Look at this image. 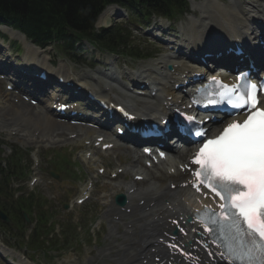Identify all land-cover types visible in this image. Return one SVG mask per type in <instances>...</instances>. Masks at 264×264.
Segmentation results:
<instances>
[{
    "label": "rangeland",
    "instance_id": "obj_1",
    "mask_svg": "<svg viewBox=\"0 0 264 264\" xmlns=\"http://www.w3.org/2000/svg\"><path fill=\"white\" fill-rule=\"evenodd\" d=\"M262 1L190 0L189 14L184 15L176 21L169 22L166 20L164 22L160 19H152L149 23L146 22L147 19L134 13L109 20L110 24L108 26L116 24L128 34L131 31L133 44L139 45L138 49L141 55L153 54V59H123L111 55L106 51H102L99 48H95L88 43H84L80 49V53H77V56L70 54L69 51L67 52L65 49H62L56 43L44 49L45 52L40 56V59L46 58L45 61L54 70L59 69L63 65H67L72 69L74 74L84 77L89 82L92 81L91 79L94 75H97L100 78L97 86H103L108 80L107 76L113 78L124 76L126 80L120 81V83L127 84L128 74L133 75L134 72L126 69L125 64L139 69L146 65H152L161 58L160 44L156 43L149 35V33H152L156 29L155 24H158L157 26L163 25V28L168 34L176 38L177 42H182L187 39L186 33L190 31L189 28L192 25L200 26L203 23V25L210 27L209 24L211 23V19L215 17L217 8L218 10L221 8H229L228 10H232L233 8L231 6H234L238 12L237 14L240 18H243V12H246L253 5H263L264 3ZM142 19L144 22L143 30H136L137 27L130 29V26L134 25L136 20ZM213 20H218V17ZM1 26L0 49H2V52H0V59L2 58L8 64L14 61L23 64L26 53V49L24 50L25 47H22V42L19 39L10 38V35L8 36L5 29ZM101 26L104 25L98 22L96 23L97 28ZM3 39H5V44L2 43L3 46H1ZM5 84V81L0 80V107L5 105V94H3V92H6ZM5 115H8V113ZM5 115H1L0 113V141L3 142L2 147L5 149V155H9L11 149H20L24 154L23 164L25 166L28 164L26 169L27 173L22 176V180L17 185L15 184V186L20 187L22 193L27 192L28 194L32 190H36V193L40 194V202L42 204L33 210V215L36 216L41 208L50 213L51 226L53 224L55 226L58 225L54 230H50V236L48 234L51 243L53 240L65 241L66 236L63 234L64 231L68 227L72 229V235L69 237L66 246L62 247V249L56 247L54 249L56 251H49L50 255L47 257L41 252H34L28 244L29 236L36 222L22 228L20 232L18 231V243L16 240L11 239V234L16 237L14 235L16 230L14 232L0 230V234L2 235L0 236L1 239L3 238L4 240L3 235L6 238L5 245L12 246L11 248L7 246L9 253H7L6 257L12 258L13 256L16 262H18L20 256L25 255L26 258L24 261L28 264H128L134 258L132 251L126 250V248L129 249V247H126L128 241L120 235L119 228H117L116 232L111 230L109 215L105 216V209L113 204L115 195L120 193V187L115 183L116 180L112 181L107 177L99 175L97 167L103 164L111 171L117 165L131 161V153L119 149H113L112 153L106 152L105 154L97 151V155H100V162L96 160V164H92L91 162L84 163L83 159L88 149L83 146L81 149V144L78 142L72 143L71 146L65 142L52 143L50 147H47L50 149L47 151L46 147L42 146L44 143H41L40 138L36 139L38 141H31L32 132L36 129V126L31 127L30 124L27 125V122L18 121L17 125L12 127L11 123H14L16 119L10 115ZM35 151H38L37 155L41 161L39 168L36 170L31 168L32 154ZM57 152H61V155H63L58 159V164L64 167L68 166V169L61 167L64 170H61L62 176H67L66 181L63 179L56 180L49 176L50 170H55L59 167L57 161L54 163ZM67 158L72 162L71 164L68 163ZM33 177H36L38 182L34 186H31L30 180ZM125 178H129V176L126 175ZM90 181L94 184L91 198L81 206H75L69 210L65 209L64 206L74 202ZM22 193L17 191L13 197L16 198L17 195L21 196ZM47 226L50 227V224ZM21 233L24 234V237ZM7 258L0 257V264H10ZM30 258L33 261L29 260Z\"/></svg>",
    "mask_w": 264,
    "mask_h": 264
},
{
    "label": "snow or ice",
    "instance_id": "obj_2",
    "mask_svg": "<svg viewBox=\"0 0 264 264\" xmlns=\"http://www.w3.org/2000/svg\"><path fill=\"white\" fill-rule=\"evenodd\" d=\"M221 88L228 91H220L219 98L207 104L246 109V116L232 119L211 138L207 129L195 132L203 143L191 160L196 166L191 185L197 191L209 189L222 201L219 212L205 206L198 219L207 233L216 235L212 243L223 249L219 255L228 264H264V107L258 106L264 85L245 79L242 85Z\"/></svg>",
    "mask_w": 264,
    "mask_h": 264
},
{
    "label": "bare ground",
    "instance_id": "obj_3",
    "mask_svg": "<svg viewBox=\"0 0 264 264\" xmlns=\"http://www.w3.org/2000/svg\"><path fill=\"white\" fill-rule=\"evenodd\" d=\"M214 7H215V5H214ZM231 7L233 8L232 10H228L229 8L228 9L227 8L226 9L221 8L220 10H218V8L217 9L215 8L216 12H215V17L213 19H217V17H218V20L211 19V23L213 26H216V31H212L211 30L212 28H210L208 31H205V30L203 31V29L196 27V25H192L189 28L190 31L187 32V36H188V40L190 41L189 43H191L193 45V47L189 46V48L191 50L188 53L189 59H196V60L200 61L199 58H195V54H203L204 52H207L209 48L213 49L214 47L218 48L220 46L223 47L227 44H230V41L232 40L231 37H234V38L237 37L238 38L237 40L241 41L242 43L244 42L246 46H249L246 42L247 41L246 38L250 37V31L252 30V26L251 27L248 26L249 23L246 21V17L243 20L240 19L239 18L240 16L237 14L238 12L236 11V8H234V6H231ZM121 12H124V10H120L119 8H108L107 10H105L101 14L98 23L105 25L108 23L109 18H115V17H117L116 15H119ZM248 17H250V15ZM1 27L3 29H5V32L8 35H10V38H14L16 40L19 39L22 42L21 43L22 46L24 45L23 47H25L24 49H26V53H25V57L23 59V62L25 64H28V65H32V64L36 65L37 64L42 69H44L46 67L45 66L47 64V62L45 61L46 58H44V59L41 58V60L39 59V55L41 56L45 52V50H42L39 47L32 44L30 41L27 40V38L22 33L18 32L17 30H15L9 26H1ZM183 45L186 46L187 45L186 42H183ZM253 46H256L254 42H253ZM256 50H257V48H256ZM249 52L252 53L253 55H255L253 50H250ZM42 57H45V56H42ZM170 61H173V60H168L167 62H170ZM163 63H165V61H163ZM0 66L3 67L1 60H0ZM189 66H191V65L181 63L178 65L177 69L175 68V71L176 70L177 71H184L185 69H187L188 72L193 71L191 69V67H189ZM48 70H47L48 75H46V76L51 77V76H49ZM14 72L16 73L15 75L18 79V83H16L18 88H15V91H13V92H7V93L3 92V94H5V97H4L5 105L3 108L0 107L1 115H5L8 113V115H5V116L10 115L16 119V121L14 123H12L11 126L16 125V123L18 121L27 122V125L30 124L31 127L36 126V129L32 132V134L39 131L40 132L39 135L43 138V137L49 135V133H50L51 137H52V138H50V140L52 139L53 141H58V139H60V138L64 139L65 141H69L71 139L69 137L71 134H76L74 137V140H76V139L92 140V134L94 135V133L91 130H84L83 127H81V126H72V125H69L67 123L59 122L56 119L55 115L49 109H47V108H50V106H52V100L47 101L48 102L47 108L45 107L46 104L45 105L41 104V106H39V107L32 108V105H30L29 103H26L21 98V93L22 92L24 93V88L27 87V86H25L26 80L31 81V79L24 72L18 71V73H17L16 69H14ZM55 74L65 76V77H67V79L70 78L72 75L71 70L67 65H63L61 68H59L55 72ZM160 74H161V79L165 78L164 73H160ZM158 75H159V73H158ZM157 76H155L154 78H156ZM169 78H170V76H169ZM76 80L81 85L82 84L87 85V83L83 80V77H80V76L76 77ZM110 80L112 81V78ZM134 80H135V82L137 81L136 79H134ZM165 85H167V84H165ZM33 87H35V86L33 85ZM91 87H92V89H96V84L92 83ZM32 90H35V89L33 88ZM118 90L122 91V89H120V88H118ZM16 91H18V93H16ZM96 91L98 93H100V95H102L101 94L102 92H100L98 90H96ZM161 91H162V94H164V97L162 100H160L159 103H157L155 100L151 101V100H153V98L152 99H146L143 101H138L140 104V107H137L135 105V102H133V100H131L129 97H127L126 100L128 102V106L132 109H136L138 112H141V113H143V112L146 113L147 111H149V109H152L149 112L155 113V112H159L163 109L168 108L169 100H168V98H166L167 96L172 95L173 96V98H172L173 102H177V100L180 98L178 96V93L171 90L170 88L168 89L166 86L162 87ZM108 94L109 93H103V96H106ZM103 96H100V97L103 98ZM12 97L13 98L18 97L21 101L20 105L15 104V102L13 100H11ZM46 100L47 99H45V101ZM33 110H34V112H32ZM112 121L114 122L115 120H112ZM105 122L108 124L107 120H105ZM99 123H100V121H99ZM60 130H65V133L62 134L60 132V135L55 134V137H53V132H57ZM81 131H85V132H81ZM171 150L175 151L179 157L186 155L184 153L182 154L181 152H178L177 151L178 149H176L175 147ZM168 163H170L168 165V169H165V170L161 169L160 171H156L155 174L153 173L152 177L154 178L153 180L155 181L154 185H149L146 183L145 185L140 186L136 181H131L128 185H125L129 190L132 188H136V191L134 194H129V198L132 200L134 196L140 197V199H144L146 197H157L160 194V192H163V193L170 192V189H167V186H166L168 181L173 182V183L184 182L185 178L187 176V173L182 172V170L179 168L180 164H183L182 159L172 158L168 161ZM176 164L178 166H176ZM138 165H139V163H138ZM174 166H176V168L173 170ZM130 167L131 166H127L126 168L129 169ZM131 168H134L137 170V171L134 170V175L141 174L144 176V178L149 177L148 180L152 179L151 173L154 169H151L150 173H149V169L144 168V167H138V166L133 165V167H131ZM127 169H125V170H127ZM171 171H173V172H171ZM172 194L175 195V201L179 205H180V203L181 204L183 203V206H185V202L187 201V203H186L187 206L192 205L193 208H195L197 206L195 204L196 203V196L192 195L191 192L187 188H185V189H183L181 187L177 188L176 191ZM171 212L172 211H168L167 209L164 210V213H171ZM138 223L139 222L137 221V224ZM131 224H134V223H131ZM112 227H113L112 228L113 230L116 229V227H114V226H112ZM143 227H144V225H143ZM143 227L139 233L140 240L138 241L137 236L134 235L132 238V242L135 243V245H137L139 242H142L143 246L145 248H147L149 246L150 241L154 240L157 237L158 228H156V226H154L153 230L151 232H149V231L145 230V228L143 229ZM18 264H23V263L19 262Z\"/></svg>",
    "mask_w": 264,
    "mask_h": 264
},
{
    "label": "trees",
    "instance_id": "obj_4",
    "mask_svg": "<svg viewBox=\"0 0 264 264\" xmlns=\"http://www.w3.org/2000/svg\"><path fill=\"white\" fill-rule=\"evenodd\" d=\"M112 3L127 6L131 10L139 9L149 15L155 13L169 17L183 14L188 6L187 0H0V22L21 30L42 47L53 41H64L66 47L73 48L75 41L88 38L110 50L128 48V41L119 28L97 32L94 27L104 7ZM2 151L0 145V206L17 224H21L24 220L19 219L17 213L27 205L30 208L31 202L27 199L15 201L13 211L1 201V197L11 178L16 176L17 168L19 173L23 171L19 168L20 160L16 159L15 154L6 162V167L3 166Z\"/></svg>",
    "mask_w": 264,
    "mask_h": 264
},
{
    "label": "water",
    "instance_id": "obj_5",
    "mask_svg": "<svg viewBox=\"0 0 264 264\" xmlns=\"http://www.w3.org/2000/svg\"><path fill=\"white\" fill-rule=\"evenodd\" d=\"M0 216H1L3 219L8 220V218L6 217V215H5L3 212H1V211H0Z\"/></svg>",
    "mask_w": 264,
    "mask_h": 264
}]
</instances>
